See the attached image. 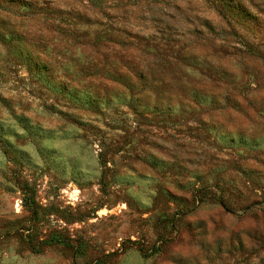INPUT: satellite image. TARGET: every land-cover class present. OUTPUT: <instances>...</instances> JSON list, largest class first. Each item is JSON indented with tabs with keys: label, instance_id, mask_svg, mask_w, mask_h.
<instances>
[{
	"label": "clouds",
	"instance_id": "obj_1",
	"mask_svg": "<svg viewBox=\"0 0 264 264\" xmlns=\"http://www.w3.org/2000/svg\"><path fill=\"white\" fill-rule=\"evenodd\" d=\"M0 264H264V0H0Z\"/></svg>",
	"mask_w": 264,
	"mask_h": 264
}]
</instances>
